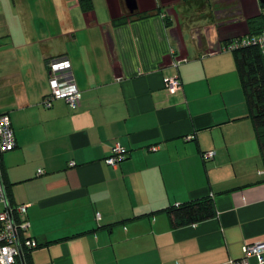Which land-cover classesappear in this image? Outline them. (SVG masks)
Returning <instances> with one entry per match:
<instances>
[{
  "label": "crops",
  "instance_id": "1",
  "mask_svg": "<svg viewBox=\"0 0 264 264\" xmlns=\"http://www.w3.org/2000/svg\"><path fill=\"white\" fill-rule=\"evenodd\" d=\"M135 2L141 17L125 0H0V115L17 144L1 167L40 243L29 264H232L264 243V160L226 49L264 4ZM61 57L75 111L42 103ZM116 144L127 158L113 167ZM207 198L215 218L174 227L169 211Z\"/></svg>",
  "mask_w": 264,
  "mask_h": 264
},
{
  "label": "built area",
  "instance_id": "2",
  "mask_svg": "<svg viewBox=\"0 0 264 264\" xmlns=\"http://www.w3.org/2000/svg\"><path fill=\"white\" fill-rule=\"evenodd\" d=\"M254 47L264 55V30L258 34L248 36L240 41L226 46L229 51H237L240 48ZM178 66V63L175 65ZM72 64L66 57L49 61V86L50 94L42 101L45 108H51L54 101L64 100L68 107L75 111L81 105V93L77 86L72 83ZM165 88L169 93L182 90L183 85L179 77L167 80ZM190 139V138H188ZM15 132L11 117L8 113L0 115V264H27V255L40 248V243L28 236L31 224L27 217L28 205H15L7 195V188L2 173L1 157L5 153L16 148ZM157 147H152L155 151ZM126 149L120 144L112 148L111 156L107 164L115 167L123 162L126 157ZM214 152H206L203 158L213 159ZM71 163L70 167H74ZM43 171L39 170L38 175ZM98 217L100 215H97ZM256 258L259 264H264V243L256 242L246 244L243 247L241 259L232 264H251V259Z\"/></svg>",
  "mask_w": 264,
  "mask_h": 264
},
{
  "label": "trees",
  "instance_id": "3",
  "mask_svg": "<svg viewBox=\"0 0 264 264\" xmlns=\"http://www.w3.org/2000/svg\"><path fill=\"white\" fill-rule=\"evenodd\" d=\"M128 16L141 17L137 11ZM142 17L145 18L146 16ZM248 29L251 34L262 32L264 30V14L250 20ZM233 53L235 54L236 66L245 93L249 115L264 160V55L254 47L240 48ZM6 188L7 195L12 201L10 188L8 185ZM169 214L172 217L174 227H186L215 218L217 211L215 202L207 198L175 207L169 211ZM32 253L27 255V264H29Z\"/></svg>",
  "mask_w": 264,
  "mask_h": 264
},
{
  "label": "water",
  "instance_id": "4",
  "mask_svg": "<svg viewBox=\"0 0 264 264\" xmlns=\"http://www.w3.org/2000/svg\"><path fill=\"white\" fill-rule=\"evenodd\" d=\"M261 4H264V0H259ZM126 6L131 14L135 13V10L137 9V5L135 0H125Z\"/></svg>",
  "mask_w": 264,
  "mask_h": 264
}]
</instances>
